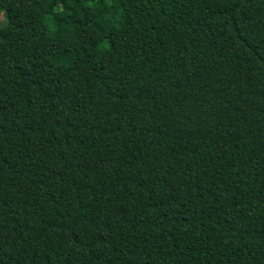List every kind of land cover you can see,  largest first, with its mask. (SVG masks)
<instances>
[{
    "label": "trees",
    "instance_id": "trees-1",
    "mask_svg": "<svg viewBox=\"0 0 264 264\" xmlns=\"http://www.w3.org/2000/svg\"><path fill=\"white\" fill-rule=\"evenodd\" d=\"M0 14V264H264V0Z\"/></svg>",
    "mask_w": 264,
    "mask_h": 264
},
{
    "label": "rangeland",
    "instance_id": "rangeland-1",
    "mask_svg": "<svg viewBox=\"0 0 264 264\" xmlns=\"http://www.w3.org/2000/svg\"><path fill=\"white\" fill-rule=\"evenodd\" d=\"M56 15H57V17L60 19V18H62V17L64 16V12L60 9V10H58V12L56 13ZM2 20H3V16H2V14H0V22H2Z\"/></svg>",
    "mask_w": 264,
    "mask_h": 264
}]
</instances>
